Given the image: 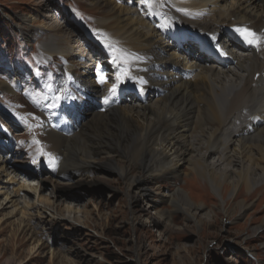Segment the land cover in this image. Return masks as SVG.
Returning a JSON list of instances; mask_svg holds the SVG:
<instances>
[{
  "label": "bare ground",
  "instance_id": "bare-ground-1",
  "mask_svg": "<svg viewBox=\"0 0 264 264\" xmlns=\"http://www.w3.org/2000/svg\"><path fill=\"white\" fill-rule=\"evenodd\" d=\"M35 2L33 7L39 8V15L47 23L43 21L32 30L26 36L27 42L48 31L57 32L59 36L52 39L46 53L74 54L76 58L64 69V78L66 85H76L77 92L65 94L62 106L72 108L71 115L75 117L92 99H98L94 103L98 104L111 93L108 103L112 108L107 114H97L91 125L78 134H74V122L64 125L57 135L44 124L45 134L56 145L52 152L51 148L47 151L56 163L54 168L49 165L51 179L46 181L22 168L29 157L18 155L5 160L9 154L3 157L0 148V211L10 210L9 218L20 213L24 220L37 222L44 232L43 227L58 212L54 199L37 195L39 183L46 182L52 192L59 186H95L88 179L92 170L118 173L117 177L128 180L133 199L152 202L153 195L161 196L152 186L160 179H179L185 164L191 166L193 174L204 178L216 195L230 185L231 199L238 197L242 187L250 192L260 183L264 185V43L257 51L241 54L242 46L227 30L232 26L247 27L264 38V0H125L124 7H108L109 18L102 26L97 23V29L104 32L103 44L116 50L113 49V60L101 58L110 77L103 87L96 83L94 69L97 75H102V70L98 69L97 55L87 45V39L80 42L82 45L78 43L73 39L75 34L65 30L67 21L60 26L48 6ZM88 5L94 6L90 11L103 10L106 2L98 0ZM19 22L20 31L38 23L29 16L20 17ZM107 24L114 29L107 30ZM121 72L123 76L119 77ZM125 80L132 81L137 95L130 104L121 106ZM117 83L113 93L112 86ZM148 93L157 99L148 100ZM228 125L234 127L229 130ZM39 144L34 159L40 157L45 162L46 158L40 156L43 144ZM113 148L125 166L115 165L119 160L114 161L110 155ZM96 155H103V160L95 161ZM209 159L213 161L207 163ZM10 165L15 166L13 175L4 171ZM17 174H24L28 184L15 181ZM78 176L81 181L72 182ZM66 178L68 184L60 185L59 181ZM35 181L36 187L29 185ZM29 195L37 204L29 200ZM175 197L176 201H172V196H166L177 211L183 212L179 203L192 208L182 190L176 189ZM243 203L235 204L241 212L246 210ZM64 208L66 213L75 212ZM22 224L26 225L22 221L20 227ZM260 229L264 230V224ZM37 230L28 227L33 235Z\"/></svg>",
  "mask_w": 264,
  "mask_h": 264
},
{
  "label": "rangeland",
  "instance_id": "rangeland-1",
  "mask_svg": "<svg viewBox=\"0 0 264 264\" xmlns=\"http://www.w3.org/2000/svg\"><path fill=\"white\" fill-rule=\"evenodd\" d=\"M35 1L48 6L50 15L55 21L59 20L60 26L64 27L63 22L67 21L65 30L75 34L73 39L78 43L87 39V45L94 48L99 60L100 56L111 58L112 50L108 55H100L96 44H103L105 35L97 29V23L102 26L109 18L108 7H124L125 0H104L105 9L93 11L89 9L94 6L88 4L98 0H0L1 155L6 157L9 154L5 160L15 159L18 155L29 157L28 164L22 168L46 181L51 179L47 170V151L51 148L52 152L56 145L53 138L45 134L43 126L45 124L49 131H56L57 135L59 127L68 118L67 112L59 108L60 99L57 97L69 94L71 91L67 89L70 87L77 92L76 85L68 87L64 78V69L76 58L74 54L46 53L52 39L59 36L57 32L48 31L27 42L26 36L32 30L38 29L43 21L47 23L39 15V8L33 7ZM22 16H29L38 23L20 31L19 18ZM106 29L114 28L107 24ZM63 37H66L65 33ZM107 75L104 68L103 75L98 73V76H103L105 82L97 81L95 76L96 83L107 84ZM121 76L123 72L119 74ZM129 84L123 89L121 106L130 104L135 94L133 83L129 81ZM147 99L155 101L157 98L148 93ZM97 100L92 99L66 123L74 122V134L91 125L97 114L109 113L111 108L106 104H94ZM76 117H79L78 124L75 123ZM214 123L218 124L217 121ZM232 126L227 128L231 130ZM39 143L43 144L40 156L46 158L45 162L40 157L34 159L41 146ZM118 153L115 148L110 151L113 160H119L115 164L119 168L125 165ZM101 160L103 155L95 156V161ZM212 161L209 159L207 163ZM10 166L4 171L13 175L15 166ZM117 174L112 170H92L88 179L94 181L95 186L77 184L70 189L59 186L53 192L50 185L40 182L37 195L54 199L58 212L54 220L47 217L49 222L43 227L44 232L37 222L24 220L20 213L9 218L10 210L0 211V264H264V230L260 229L264 224L262 183L250 192L242 187L238 197L231 199L230 185H225L220 190L221 195H216L205 179L193 174L191 166L185 164L179 179H160L152 186L154 192L161 194L153 195L152 202L137 197L133 199L128 180L117 177ZM23 175H15V181L28 184ZM80 179L78 176L72 182ZM64 180L59 184H68V178ZM37 183L29 185L36 187ZM176 189L183 191L192 208L179 203L183 212L177 211V206L168 202L166 196H172L171 200L176 201ZM251 192V196L247 195ZM28 198L36 203L32 195ZM237 203H243L246 210L241 212L235 205ZM199 205L205 208L196 210ZM64 207L72 208L77 214L66 213ZM19 221L26 225L20 227ZM196 221L201 223L197 225ZM28 227H37L39 235L37 232V236L31 234Z\"/></svg>",
  "mask_w": 264,
  "mask_h": 264
},
{
  "label": "snow or ice",
  "instance_id": "snow-or-ice-1",
  "mask_svg": "<svg viewBox=\"0 0 264 264\" xmlns=\"http://www.w3.org/2000/svg\"><path fill=\"white\" fill-rule=\"evenodd\" d=\"M237 31L240 32L244 39L251 45L259 47L261 43H264V38L257 36L255 32H251L246 29H237ZM99 79L101 83L105 82V78L103 76H100ZM117 87L118 83L113 84L111 91L114 93ZM57 99H60V97H57ZM48 163L51 167H55L56 159L54 156H51V154H49Z\"/></svg>",
  "mask_w": 264,
  "mask_h": 264
}]
</instances>
